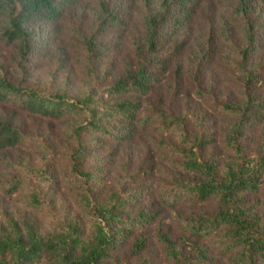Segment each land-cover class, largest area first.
<instances>
[{"label": "trees", "instance_id": "1", "mask_svg": "<svg viewBox=\"0 0 264 264\" xmlns=\"http://www.w3.org/2000/svg\"><path fill=\"white\" fill-rule=\"evenodd\" d=\"M76 1L0 0V44L16 49L19 57L27 60L43 43L40 44V39L29 27L58 21L65 9ZM142 1L149 10L144 15L143 40L135 50L136 63L126 65L122 75L103 90L102 97H98V87H86L73 97L66 88L40 91L16 83L0 50V109L2 105L14 103L28 115L41 120L72 118L74 123L69 136L76 144L71 157L73 165L65 181L80 205L94 217L89 232L78 219H67L61 228L45 232L32 220L5 216V223L0 219V264H39L44 261L48 264H119V254L126 242L131 256L139 257L135 264H154L150 257L153 245L161 247L171 261H179L187 247L194 245V256L200 264L210 260L211 250L208 244L198 243L199 240H212L217 235L226 237L222 241L223 247L238 249L237 264H264V222L255 215H246L235 204L241 194H256L262 190L264 155L253 156L245 142H248L247 135L254 132L257 122L264 117V99L258 101L255 94H250L242 103L230 101L222 105L221 114L237 117L223 141L230 158L220 168L217 161L205 157L202 153L205 139L196 133L189 138L181 113L169 114L166 109L159 110L150 102L143 104L140 100V96H147L153 90V67L166 68L168 65L163 59L155 60L165 38L164 27L187 21L202 0ZM258 4L264 6V0H239L234 9V14L243 20L244 44L236 52L237 69L252 93L261 82L253 61L261 46V28L251 18ZM99 6V29L94 33L78 32L81 45L91 60L87 70L91 78L95 73L93 65H102L109 52L101 40V33L123 24L120 13L112 10L107 0H99ZM155 123L161 126L167 140H170L169 136L174 138L168 153L176 157L184 172L195 175V181H180L173 188L159 189L157 193L153 182L133 193L113 191L105 198L94 193L93 186L101 189L104 181L95 171L85 169L83 163L99 147V141L113 137L120 146L133 141L140 130L151 128ZM23 139L22 129L0 113V152L16 148ZM36 142L41 149L54 145V139L46 132ZM56 163V155L46 166L34 165L30 158L23 156L17 159V166L42 185L49 179L58 181ZM23 184L22 176H14L3 186V191L12 196ZM145 193L158 195L156 207L137 210L133 217H126L127 210ZM214 199L222 204L215 215L180 217L181 234L178 235L168 227L164 214L167 208L204 204ZM42 205L39 194L33 192L28 207L37 211Z\"/></svg>", "mask_w": 264, "mask_h": 264}, {"label": "rangeland", "instance_id": "2", "mask_svg": "<svg viewBox=\"0 0 264 264\" xmlns=\"http://www.w3.org/2000/svg\"><path fill=\"white\" fill-rule=\"evenodd\" d=\"M107 1L112 10L120 13L123 24L101 33V40L109 52L102 65H93V78L87 72L91 60L81 45L78 32L94 33L99 29V0H77L65 9L58 21L31 25L30 31L40 39V44L43 43L25 61L19 57L16 49L0 44L12 79L40 91L66 88L73 97L86 87H98V97H102L103 90L122 75L126 65L136 63L135 50L143 40L144 15L149 10L142 0ZM238 2L202 0L187 21L164 27L162 34L165 38L161 41L155 60L163 59L168 61V65L166 68H161V65L153 67V90L147 96H140L143 104L148 101L159 110L166 109L169 114L181 113L185 117L189 138L192 133L204 138L203 155L217 161L220 168L230 158L224 148L225 135L237 120V117L221 114L220 108L230 101L242 103L250 94H255L258 101L264 99V6L258 4L251 14L252 20L261 28V46L253 57L261 82L252 93L237 69L236 52L244 44L241 35L243 20L234 14ZM0 113L20 127L24 135L23 142L16 148L0 152L2 222L5 223V216L12 215L15 219L32 220L43 231L49 232L61 228L67 219H78L89 232L93 214L80 205L76 194L65 181L73 165L71 157L76 144L69 136L74 123L72 118L41 120L28 115L14 103L2 105ZM161 130V126L155 123L151 128L140 130L133 141L120 146L113 137L100 140L99 147L83 163L85 169L95 171L104 181L101 189L93 186L92 191L105 198L113 191H141L149 182H153L156 193L159 189L169 190L180 181L194 182L195 175L184 172L176 157L168 153L167 149L173 147L174 142L171 141L174 138L169 136L170 140H167ZM43 132L52 136L54 145L41 149L36 139L42 137ZM247 138L245 145L249 153L258 157L264 155V117ZM55 155L58 181L49 179L45 185L38 184L34 176L17 166L19 156L30 158L34 165L46 166ZM14 176H22L24 184L17 193L9 196L4 193L3 186ZM261 183L259 193L241 194L235 204L246 215H255L264 222V177ZM33 192H37L43 202L37 211H31L28 207ZM158 200V195L145 193L127 210L125 216L131 218L137 210H151ZM221 207L218 199H214L204 204L167 208L164 214L168 227L178 235L181 234L180 217L213 216ZM225 238L217 235L212 240H199L198 243L208 244L211 250L210 260L200 264H237L235 257L239 251L237 248L223 247ZM153 246L150 257L154 264H199L194 256V245L187 247L179 261L167 259L161 247ZM119 255V264H135L139 258L131 256L128 242L122 246ZM39 264L48 263L44 261Z\"/></svg>", "mask_w": 264, "mask_h": 264}]
</instances>
